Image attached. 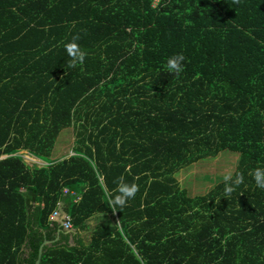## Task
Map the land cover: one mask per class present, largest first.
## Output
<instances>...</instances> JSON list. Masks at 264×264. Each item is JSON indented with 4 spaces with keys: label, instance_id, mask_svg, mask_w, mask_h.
Listing matches in <instances>:
<instances>
[{
    "label": "trees",
    "instance_id": "trees-1",
    "mask_svg": "<svg viewBox=\"0 0 264 264\" xmlns=\"http://www.w3.org/2000/svg\"><path fill=\"white\" fill-rule=\"evenodd\" d=\"M223 152L230 195L180 184ZM258 167L264 0H0V264H36L45 241L40 264H264ZM120 177L138 191L113 213Z\"/></svg>",
    "mask_w": 264,
    "mask_h": 264
},
{
    "label": "rangeland",
    "instance_id": "rangeland-1",
    "mask_svg": "<svg viewBox=\"0 0 264 264\" xmlns=\"http://www.w3.org/2000/svg\"><path fill=\"white\" fill-rule=\"evenodd\" d=\"M73 140V130H64L58 139L55 156L70 157ZM237 158L235 154L223 152L217 158L202 161L179 174V182L192 195H202L214 184L232 175ZM25 160L28 163L37 162L30 156H25Z\"/></svg>",
    "mask_w": 264,
    "mask_h": 264
},
{
    "label": "clouds",
    "instance_id": "clouds-1",
    "mask_svg": "<svg viewBox=\"0 0 264 264\" xmlns=\"http://www.w3.org/2000/svg\"><path fill=\"white\" fill-rule=\"evenodd\" d=\"M77 39V37H73L72 41L63 45L68 57L70 58L69 67H74L77 63L82 64L85 58V52L82 51L76 43ZM183 60V55H176L169 58L166 64L167 70L171 73L179 74L183 70V65L181 63ZM251 176L255 186L264 190V167L256 168L252 171ZM228 179V177L225 178L224 194L226 196L230 195L235 190V187L241 183L242 177L237 175L236 178L232 180L231 184L227 182ZM137 191L138 187L136 184L125 182L124 177H120L117 188L115 189L116 194L110 196L108 200L111 211L113 213L117 211L122 212L128 201L135 197Z\"/></svg>",
    "mask_w": 264,
    "mask_h": 264
},
{
    "label": "water",
    "instance_id": "water-1",
    "mask_svg": "<svg viewBox=\"0 0 264 264\" xmlns=\"http://www.w3.org/2000/svg\"><path fill=\"white\" fill-rule=\"evenodd\" d=\"M58 215L53 219L54 222H57L62 228H63V223L65 221V218L67 217L66 213L64 211H62L61 207L58 209ZM63 230L65 231V229L63 228ZM67 233L73 232L71 231H66ZM52 242L49 241H45L43 243V245L40 247V251H39V257H38V261L36 262V264H40L41 263V258H42V253H43V248L45 246H49L51 245Z\"/></svg>",
    "mask_w": 264,
    "mask_h": 264
},
{
    "label": "built area",
    "instance_id": "built-area-1",
    "mask_svg": "<svg viewBox=\"0 0 264 264\" xmlns=\"http://www.w3.org/2000/svg\"><path fill=\"white\" fill-rule=\"evenodd\" d=\"M160 0H155V4L159 3ZM68 191L65 190V194H67ZM78 200V199H77ZM58 215L57 212H55L53 215H52V220ZM63 228L65 229V231H71L72 230V225H71V222L70 220L68 219V217L65 218V221L63 223Z\"/></svg>",
    "mask_w": 264,
    "mask_h": 264
},
{
    "label": "crops",
    "instance_id": "crops-1",
    "mask_svg": "<svg viewBox=\"0 0 264 264\" xmlns=\"http://www.w3.org/2000/svg\"><path fill=\"white\" fill-rule=\"evenodd\" d=\"M62 209V208H61ZM62 211H64L63 209H62ZM65 212V211H64ZM71 243H72V241H71Z\"/></svg>",
    "mask_w": 264,
    "mask_h": 264
}]
</instances>
